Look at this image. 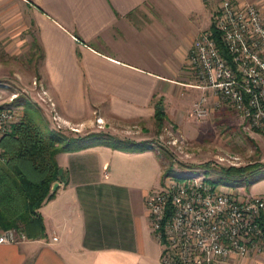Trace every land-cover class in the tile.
I'll return each instance as SVG.
<instances>
[{
	"label": "crops",
	"instance_id": "obj_1",
	"mask_svg": "<svg viewBox=\"0 0 264 264\" xmlns=\"http://www.w3.org/2000/svg\"><path fill=\"white\" fill-rule=\"evenodd\" d=\"M15 1L42 51L37 88L46 90L60 122L90 127L101 119V129L133 122L161 129V117L185 130L202 92L192 86L189 54L210 27L215 0ZM250 1L264 17V0ZM205 91L209 105L213 96ZM56 161L62 172L55 194L37 210L42 234L15 229L25 239L0 243V264H162L144 204L160 188L155 182H163L154 148L80 143ZM220 264H264V253Z\"/></svg>",
	"mask_w": 264,
	"mask_h": 264
},
{
	"label": "built area",
	"instance_id": "obj_2",
	"mask_svg": "<svg viewBox=\"0 0 264 264\" xmlns=\"http://www.w3.org/2000/svg\"><path fill=\"white\" fill-rule=\"evenodd\" d=\"M214 22L231 60L219 51L211 28L202 30L189 54L195 81L192 86L213 90L246 121L248 128L264 133L262 11L250 0H220ZM33 85H37L36 80ZM3 92L0 88V141L17 115L11 107L16 94L6 101ZM208 112L207 97L202 95L192 104V113L202 119ZM3 160L0 145V163ZM144 204L151 232L160 245L162 264H220L233 255L264 253L263 195L240 194L209 182L203 173L180 177L170 170L164 172L160 188L146 194ZM20 239H25L22 232L0 230V243Z\"/></svg>",
	"mask_w": 264,
	"mask_h": 264
},
{
	"label": "rangeland",
	"instance_id": "obj_3",
	"mask_svg": "<svg viewBox=\"0 0 264 264\" xmlns=\"http://www.w3.org/2000/svg\"><path fill=\"white\" fill-rule=\"evenodd\" d=\"M219 1L209 2L212 21ZM21 8L18 1L0 0V88L4 89L3 99L6 101L16 94L11 101V107L15 108L17 114L16 121L12 125L20 119L30 118L43 130L50 128L65 137L73 136L76 130H80V135L89 132L107 133L116 136V140L110 139V141L123 149L148 148L144 143L133 145L124 142L125 139L148 142L156 150L164 172L172 168L180 177L193 172L203 173L209 182L216 185L228 186L240 194L264 196V171L251 181L243 179L234 182L232 179L219 178V170L222 167H239L253 162L264 163V133L248 128L246 121L231 105L214 95L211 89L213 98L211 97L207 105L208 115L199 119L192 113V104L202 95L208 97L205 91L207 89L199 88L202 92L194 96L191 115H187L185 130H181V125L168 122H163L161 129L156 125L150 129L141 128L142 125L134 122L119 123L101 129L99 125L105 124L99 118L96 120L99 119L100 123L95 122L90 127H78L60 122L54 112L56 108L51 104L46 91L44 95L43 86L38 85L37 88V85H33V81L38 80L41 59L39 48H36L37 45L31 39L34 32L26 31L28 28L24 25V19L27 18V14ZM84 142L88 141L73 140L70 146L85 144ZM92 142L103 144L104 141ZM195 168L204 171L201 173ZM145 178L146 176L143 177L144 180ZM149 180L143 181L148 187L153 183H148ZM158 184L155 182V187L161 186Z\"/></svg>",
	"mask_w": 264,
	"mask_h": 264
},
{
	"label": "trees",
	"instance_id": "obj_4",
	"mask_svg": "<svg viewBox=\"0 0 264 264\" xmlns=\"http://www.w3.org/2000/svg\"><path fill=\"white\" fill-rule=\"evenodd\" d=\"M210 28L213 32L219 51L231 60L225 47L219 39V31L214 21ZM42 58V51H39ZM162 118L157 117V126H162ZM116 136L102 133L89 132L78 137H65L58 131L43 130L30 118L20 119L11 125L9 132L2 137L0 145L4 150V160L0 163V229L14 228L16 230L35 229L37 234H42V217L37 210L48 199H51L56 190H52L54 182L59 177V166L56 155L68 149L73 140L92 142L104 141L103 144H111L120 148L110 139L116 140ZM106 140V141H105ZM123 141V139H121ZM124 142L133 145L146 144L148 142H136L125 139ZM171 167V166H170ZM172 170L168 168L167 171ZM264 163L253 162L245 166H230L219 170V178L232 179L234 182L245 179L251 181L255 176L262 174Z\"/></svg>",
	"mask_w": 264,
	"mask_h": 264
},
{
	"label": "water",
	"instance_id": "obj_5",
	"mask_svg": "<svg viewBox=\"0 0 264 264\" xmlns=\"http://www.w3.org/2000/svg\"><path fill=\"white\" fill-rule=\"evenodd\" d=\"M61 172H62V170H61V168H59V171H58L59 175L61 174ZM57 185H58V183L55 182V183L53 184V186H52V190H55V189L57 188Z\"/></svg>",
	"mask_w": 264,
	"mask_h": 264
}]
</instances>
